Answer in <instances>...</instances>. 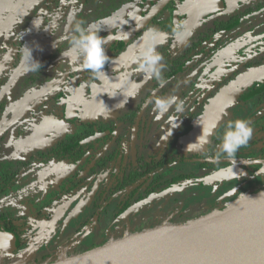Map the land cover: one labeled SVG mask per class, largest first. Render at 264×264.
Segmentation results:
<instances>
[{
  "label": "rangeland",
  "instance_id": "obj_1",
  "mask_svg": "<svg viewBox=\"0 0 264 264\" xmlns=\"http://www.w3.org/2000/svg\"><path fill=\"white\" fill-rule=\"evenodd\" d=\"M45 1L47 0H0V136H6L4 139L6 143H4L5 141L1 142L0 148H3V153L7 154L2 161L12 162L2 167L5 172L21 169V163L32 165L39 155L48 153L59 142L63 141L66 138L65 136L75 134V127L65 123L64 120L46 118L53 116L54 112L56 115L60 114L59 104H65L66 101L71 102L72 106L78 110L82 123L115 127L116 130L105 155H107L108 150L111 151L115 146L123 143L127 148L125 160L127 168L135 167L139 162L142 165L152 157L159 158L162 156V159H168L169 157L181 156L179 154L180 143H185V146H188L190 143L197 141L196 146H189L193 148L192 151L196 152L201 146L206 148V146L213 144L212 140L214 138H221L229 123L238 119L247 120V108L237 107V103L231 104L225 99L226 95L230 98L228 94L233 91V88L211 91L212 88L208 89L207 84V86L203 85V83H207V80L202 79L206 69L217 64L219 55L227 54L233 49L232 46L227 45L229 42L227 34L229 33L224 32L218 35L217 32V34H213L219 36L218 40L221 41L219 51L215 48V51L210 49L209 51L212 52L209 55H201L198 51L185 52V50H194L189 44L190 40L196 41L203 34L214 32L212 31L214 25L212 23L204 26V33L200 32L202 34L196 33V36L190 35L188 38L182 37L183 34L178 35L176 41L172 42L170 47H167V41L161 40L164 36H159L160 31H158L154 37L160 39V41L155 40V38L150 42L136 41L122 55L112 60L105 70L102 69L107 76L92 72L91 79L89 77L86 80H75L72 83H59L57 89L53 88V74L48 73L46 75V67H44L48 66L46 61L53 60V54H49L48 57L44 50L36 58V55H31L33 50H29V48L36 49L37 44L36 31H38V28L34 23L36 20L34 13ZM229 1H233L237 7L243 2V0ZM132 2L134 3V1ZM76 3L78 5L77 1ZM123 6H127V3L122 1V4L117 7L116 3L114 5L110 4L107 16H115ZM232 6L234 5L232 4ZM237 11L238 9L229 7L226 12L231 15ZM78 13H75V17L80 14ZM160 19L162 20L161 17ZM93 24L97 26L99 23L95 21ZM82 26L84 27V24ZM125 27L112 25L111 28H108L110 31L107 32V35H104V32L102 34V31H100V35L105 38L107 44H105V47H110L113 43L110 37L115 33H119V29ZM241 27L243 28V26ZM215 28L217 30L218 27L215 25ZM238 28L237 26L234 33H231V38L234 36L239 38ZM209 29L212 32H205ZM48 30H50V27ZM152 42L156 43V52L161 57H164V53L169 51L168 58L171 63L175 62L176 65V74L167 83H164L163 87L160 86L156 78H147L145 73L139 70L140 65L144 63L141 52L146 46H150ZM161 49L168 51L159 53ZM197 54L199 55L197 56ZM209 56L211 57L208 58ZM1 59L3 60L1 61ZM64 62L66 63V60ZM8 63L9 66H7ZM163 64L162 79L165 75H169L171 71L168 64L164 62ZM198 65L200 67L197 70L196 66ZM91 80L99 84V90L93 87L94 84L91 83ZM196 81L200 84L198 87H195ZM95 86L99 88V86ZM155 87L159 88L152 92ZM103 89L107 98L101 100L104 103L98 104L97 92L101 93ZM150 94V102H148L144 97ZM200 95L206 99L196 103L197 97H200ZM173 96L177 98L176 103L166 114L161 117L158 112L154 111V101L157 98ZM231 98L232 101L235 100L234 96H231ZM169 113L171 115H168ZM183 114L185 115L183 122H179ZM60 128H65L66 132L60 131ZM177 128L181 132L177 133ZM78 129H80V126H78ZM22 133L23 135H20ZM16 134L20 137H17ZM14 136L17 137L14 142H7ZM169 141L174 148L172 146L165 149L166 143ZM208 149L211 150L212 148ZM189 150L187 149L188 152H192ZM187 156L189 155L187 154ZM104 165L102 167L97 163L95 164L101 169L97 170L99 173L96 172V177L92 179L93 181L87 189L74 196L70 201L67 200V202L55 206L49 218L39 222V231L48 229L47 232H41L35 243H33L38 244L37 249L41 250L48 247L47 252H51L52 250H50L48 244L55 243L60 238H63L64 242L70 243L74 249L77 245L91 243L92 240V242L97 241L96 247L88 246L85 251L88 252L102 244L107 245L121 240L132 235V233H143V231L157 225L159 220L168 221L163 225L170 226L169 229L171 230L176 225L196 221L202 216L217 211V209H214L207 212L200 208L197 211V207L194 209L195 205L200 206L198 199H201L202 195L208 191L199 192V197H189L188 193L192 191L186 189V187H181L172 190L170 193L177 192L182 197H163V203L147 197L139 200L133 208L135 210L137 208L141 209L136 210L135 214L136 216L140 214L142 220L136 223L134 228L132 227L133 229H127L126 224L124 225L127 219H131V208L121 216H106L104 221L106 207L104 212L102 211L105 214L101 216L100 220L97 217H95V220L93 219L95 223L97 222V225L95 224L97 230L93 229L94 225L89 228L87 225L88 220L92 215L99 212L98 209L106 198L98 195L101 194V189L106 184L103 181V176H101V173L106 170ZM77 167L67 163H58L55 165H36L31 168L18 180L15 187H13V192H10L12 193L10 197L0 198V219L24 217L27 218L28 223H31L33 217L28 213H31L32 210H38L41 216L46 215L42 211L46 202L51 199L53 194L59 193L61 184L70 175H75ZM80 177L87 179L88 174ZM256 188L263 190L264 185L258 183ZM246 195H249V193L239 197L242 198ZM239 197L226 203L221 202L220 205H224V207L219 211ZM113 208H115V205L108 209L109 213ZM157 208L163 210L160 211V215H157L159 220L150 217L143 219L144 213L148 214L149 211ZM191 208L194 209V212H198L196 216H193L195 213L190 211ZM169 222L173 223L169 224ZM128 232L131 234H128ZM120 242L122 241L118 243ZM33 244L32 246H34ZM62 259H66V257L63 256L53 261L43 260L34 264H54ZM25 261L13 262L15 264H30ZM0 263H2V259ZM60 263L64 262L61 261Z\"/></svg>",
  "mask_w": 264,
  "mask_h": 264
},
{
  "label": "flooded vegetation",
  "instance_id": "obj_2",
  "mask_svg": "<svg viewBox=\"0 0 264 264\" xmlns=\"http://www.w3.org/2000/svg\"><path fill=\"white\" fill-rule=\"evenodd\" d=\"M122 1L127 3V6H123L121 11L115 16L108 17L110 4L114 5L116 3L117 7L122 4ZM132 1H134V3ZM158 1L160 0H120V3L119 0H47L41 7L37 8L34 13L36 17L34 23L40 33L36 31L37 29L34 30L37 34V44L36 49L29 48V50H33L31 55H36V58H38L40 52L44 50L48 57L49 54H53V60L46 61L48 66L44 67H46V75L48 73L53 74L52 87L57 89L59 83L67 84L75 80H86L89 77L91 79L92 71L85 68L82 61H75L72 59L71 55H65L77 26H82L84 24V27H87L88 25H93L96 21L99 23L96 27L102 31V34L104 32V35H107V32L110 31L108 28H111L112 25L121 27H125L126 25L125 28L118 30L119 33H115L110 37V40L113 42L112 45L110 47H105V54L108 57L107 63L103 68V70H105L112 60L122 55L136 41H153L155 38L154 35H156L158 31H160L159 36H164L161 40L167 41V47H170L172 42L176 41L178 35L183 34L182 37L188 38V36L195 35L196 33L202 34L204 33V26L212 23L214 24L212 26V31L214 32L209 29L205 32L210 31L212 34H203V36L196 41L193 39L190 40L189 44L194 50H185V52L198 51L201 55H209L214 48L219 51V44L221 41L218 40L219 36L213 34H217V32L218 35L224 32L229 33L227 34L229 41L227 45L230 47L232 46L233 49L227 54L219 55L217 64L214 65V67L212 66L206 69L203 73L204 78L202 79L207 80V83H203V85H208V89L212 88L211 91L215 89L224 90L233 88V91L228 94L230 98L226 97V95L225 99L231 104L237 103V107L247 108V121L250 123L252 136L245 144L238 148L231 158L227 157V155L222 152L220 148L221 138H214L212 140L213 144L206 146V148L201 146L196 152L192 151L193 148L185 146V143H180L179 154H181V156L175 158L169 157L168 159H162V156L159 158L152 157L147 162L142 163V165L140 164L141 162H139L137 166L127 168L125 164L127 148L123 143L115 146L111 151L108 150L107 155H105L107 147L112 141L114 131L116 130L115 127L107 125H103L104 127H102V124L97 125L95 123L84 124L80 121L78 110L72 106L71 102L66 101L65 104H59L60 114L56 115L54 112L53 116L56 119L64 120L67 124L73 125L75 127L74 135L65 136L66 138L59 142L48 153L39 155L32 165L19 163L22 166L21 169L12 172H5L2 170L3 166L12 162L2 161L7 154L3 153V148H0V198L10 197L12 195L10 192H13V187H15L18 180L24 173L28 172L36 165L42 166L67 163L68 165L78 166L75 170V175H70L66 181L61 184L59 193L52 195L50 204H45L44 210L42 211H44L46 215L41 216L38 210H32L31 213H28L33 217L31 223H28L27 218L24 217L0 219V223L10 220L18 226L17 231H14L15 233H12L11 229H5L3 231L0 227V234L4 232L13 234L16 237L18 245L11 253H0V261L2 259V263L0 264H15L13 261L24 260H26L25 262L34 264L40 263L43 260L53 261L63 256L69 258L84 253L86 249H88V246L97 245V241L92 242V240L91 243L87 242L84 245H77L74 249L70 243H67V241L64 242V239L60 238L57 242L48 244L52 251L47 252L48 247L40 250L36 248L38 244H33L41 232H47L48 229L46 228L45 230L39 231V222L49 218L55 206L65 203L67 200L70 201L74 196H77L89 187L92 183L91 181H93L92 179L99 173L97 170L101 169L95 166L96 163L102 167L103 164H105L104 166L106 167V170L104 169L106 173H101L103 181H105L106 184L102 187L101 194H98L99 197L106 198L103 200L102 206L99 207V212L96 215H92L90 218L91 220L89 219L87 222L88 227L90 228V226L94 225L95 228L93 226V229L95 230H97V222L95 223L94 221L95 217L100 220L101 216L105 214L103 213L105 207L106 214L104 221L106 220V216H121L131 208V219H127L124 225L126 224L127 229L134 228L136 223L142 220L140 219V214L137 216L135 214L136 210L141 209L137 208L135 210V208H133L139 200L147 197L162 202L164 201L162 200L163 197H182L180 193H170L172 190L181 187H186V189L192 191L188 193L189 197H199V192H204V190L205 192L208 191L202 195L201 199H198L200 206H194V209L197 207V211L200 208L207 212L223 208L224 205H220L221 202L226 203L245 193L255 194L261 191V189L256 188V185L258 183L264 185V0H243L238 7L235 6L233 1L231 2L228 0L225 2L226 0H213L217 9L198 20L193 16H189L187 13V7L192 2L189 0H170L165 8L149 22L148 26L143 28L140 33L138 32L130 35L128 28L137 25ZM232 4L234 6H232ZM207 5H209L208 0H200L194 2L193 6L199 9ZM229 7L238 9V11L230 15L226 12ZM76 12L80 14L78 13L79 15L75 17ZM38 20L39 22L37 23ZM215 25L218 27L217 30ZM237 26L239 27V38L235 36L231 38V33H234V29ZM241 26H243V28ZM49 27L50 30H48ZM153 28L158 29V31L149 33V30ZM146 33H149L147 37L145 36ZM161 33H163V35H161ZM198 37L200 36L198 35ZM155 40L160 41V39L157 38H155ZM210 49H212L211 52L209 51ZM160 51L159 53H164V51L168 50L161 49ZM199 54H197V56ZM168 55L169 51L167 53L165 52L161 60L162 64L163 62L168 64L171 70L170 74L165 75L163 79L166 83L174 77L177 71L175 62L171 63ZM210 57L211 56L208 58ZM2 60L3 59H1V61ZM64 60H66V63ZM46 63L44 65H46ZM9 65L8 63L7 66ZM199 67L200 65L196 66V69L198 70ZM91 83L94 84L93 87L97 90L100 89L98 83L92 80ZM95 85L99 86V88ZM199 85L200 84L196 81L195 87ZM158 88L159 87H155L152 89V92L156 91ZM105 95L104 89L101 93L97 92L98 104L104 103V101L101 100L107 98ZM231 96H234V101H232ZM149 97H151V94L148 96L146 95L144 99L150 102ZM205 99V97L202 98L200 95V97H197L196 103ZM168 115L171 114L169 113ZM67 116L73 118L74 122L66 121L65 118ZM183 117H185L184 114L181 116L179 122H183ZM78 126H80V129H78ZM60 131L66 132V129L60 128ZM179 131L181 132V130L177 128L176 132L179 133ZM20 135H23V133ZM16 136L20 137L18 134H16ZM95 136L99 137L96 141L90 144L79 145L80 142ZM17 137L14 136L10 141L7 140V142L12 143ZM5 138L6 136H0V143L4 142ZM4 143H6V141ZM63 144L66 145L69 150L82 147L85 152L80 153V160L76 163H70L68 161L60 162L57 157L54 159L52 158L49 164L42 163V158L45 155L59 149L58 147ZM166 144L165 149L173 146L170 141ZM208 148L212 149L209 150ZM187 149H190L192 152H188ZM120 152L123 153V155H121L122 161L119 155ZM187 154L189 156H187ZM56 155H58V153H56ZM225 169H233V172H226L224 171ZM85 174H88L87 179L80 177ZM215 174L220 175L214 176ZM205 178L213 179L203 182ZM189 181L192 183H189ZM112 205H115V208L109 213L108 209ZM160 208L149 211L148 214L144 213L143 219L149 217L158 219L159 217L157 215H160V211H163ZM191 209L190 211L195 213L193 216H196L198 212H194L193 208ZM133 215L136 216V219ZM158 222L157 225L150 228L160 227L168 221L159 220ZM171 223L169 222V224ZM128 234L131 233L128 232ZM32 244L34 246H32ZM30 247L33 248L30 249Z\"/></svg>",
  "mask_w": 264,
  "mask_h": 264
},
{
  "label": "water",
  "instance_id": "obj_3",
  "mask_svg": "<svg viewBox=\"0 0 264 264\" xmlns=\"http://www.w3.org/2000/svg\"><path fill=\"white\" fill-rule=\"evenodd\" d=\"M169 1L170 0L158 1L137 25L128 28L130 35L138 32L140 33L143 28L148 26L149 22H151L152 19H154L165 8ZM189 1L192 3L188 5L187 13L189 16H193L197 20L211 14L217 9L213 0H208L209 5L199 9L193 5L194 2L200 0ZM98 138V136L92 137L80 142L79 145L90 144ZM220 174H215L214 176H219ZM210 179L213 178H205L203 182H207ZM189 183L192 182L189 181ZM263 192L264 189L255 194H249L242 198L239 197L223 210H217L209 215L200 217L196 221H190L192 222L191 224L190 222H187L183 225H176L174 226V229L171 230L169 229L170 226L162 225L160 227L143 231V233L139 232L126 236L121 240L111 242L107 245L115 244L119 241L141 234L143 235L158 229H164L162 234H170L175 237L187 236L197 228L203 227L204 223L214 218L217 214L227 211L232 204L243 201L251 196L260 195ZM177 227L180 228L177 229ZM107 245L100 246L77 256L62 259L58 261L59 263L56 262L54 264H264V213L248 219L245 223L231 230L219 234L217 233L207 238L199 239L193 243L183 245L182 247H175L150 256L143 254V256L131 259L106 263H103L102 260L97 261L95 258L104 255V253L98 251L103 250ZM17 246V240L13 234L9 232L0 234V253H11L17 248ZM61 261L67 263H60Z\"/></svg>",
  "mask_w": 264,
  "mask_h": 264
},
{
  "label": "clouds",
  "instance_id": "obj_4",
  "mask_svg": "<svg viewBox=\"0 0 264 264\" xmlns=\"http://www.w3.org/2000/svg\"><path fill=\"white\" fill-rule=\"evenodd\" d=\"M100 29L96 25H88L87 27L77 26L75 34L71 37L70 46L65 55H71L75 61H82L83 66L93 72L101 73L105 76L104 68L108 57L105 54V38L100 35ZM158 29H150L149 33L157 32ZM149 33H146L147 37ZM163 35V33H161ZM156 43L152 42L150 46H146L141 55L144 63L140 65V71L145 73L147 78H156L161 87L164 81L162 76L163 66L161 64L162 57L156 52ZM27 50V47H26ZM176 97H160L154 101V111L158 112L162 117L176 103ZM47 119H55L54 116L46 117ZM252 129L250 123L244 119H238L229 123L221 136L220 148L227 157L234 156L238 148L245 144L251 137ZM200 137V136H199ZM198 137V138H199ZM198 140V139H197ZM197 141L190 143L189 146H196ZM226 172H233V169H225Z\"/></svg>",
  "mask_w": 264,
  "mask_h": 264
},
{
  "label": "bare ground",
  "instance_id": "obj_5",
  "mask_svg": "<svg viewBox=\"0 0 264 264\" xmlns=\"http://www.w3.org/2000/svg\"><path fill=\"white\" fill-rule=\"evenodd\" d=\"M264 213V192L251 196L243 201L232 204L227 211L219 213L214 218L204 223L203 227L190 232L183 237H175L170 234H162L164 229L151 231L150 233L136 236L115 245L111 244L98 252L103 256L95 258L103 263L131 259L138 256L154 255L175 247H182L199 239L231 230L248 219ZM107 254V255H106ZM67 263V262H64Z\"/></svg>",
  "mask_w": 264,
  "mask_h": 264
},
{
  "label": "trees",
  "instance_id": "obj_6",
  "mask_svg": "<svg viewBox=\"0 0 264 264\" xmlns=\"http://www.w3.org/2000/svg\"><path fill=\"white\" fill-rule=\"evenodd\" d=\"M68 111V109H67ZM66 111V113H67ZM66 121L68 122H74V119L67 116L65 118ZM59 149L57 150H54L52 151L51 153H49L48 155H45L43 158H42V163L44 164H49L51 161H52V158L54 159L55 157H57L59 159L60 162L62 161H68L70 163H76L77 161H79L80 157H81V154L80 153H83L85 151H83V148L82 147H79V148H75V149H68L66 145H62L60 147H58ZM56 153H58V155H56ZM120 158H121V161H122V157L121 155H123L122 152H120ZM52 199L48 200L46 202V204H50ZM57 200V199H56ZM53 203V202H52ZM0 227H1V230H5V229H11V232L12 233H15L14 231H17V228L18 226L15 225L14 223H12L10 220H6V222H2L0 223ZM5 227V228H4ZM12 229H15V230H12ZM139 236V235H138ZM130 239V238H129ZM128 240V239H126ZM126 240H123V241H126ZM121 243V242H120ZM115 245V244H114Z\"/></svg>",
  "mask_w": 264,
  "mask_h": 264
}]
</instances>
